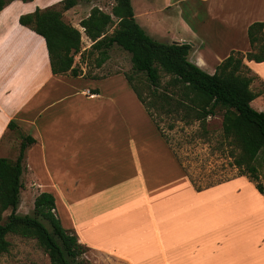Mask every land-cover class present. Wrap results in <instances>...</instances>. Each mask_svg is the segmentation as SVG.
<instances>
[{"label":"crops","instance_id":"crops-1","mask_svg":"<svg viewBox=\"0 0 264 264\" xmlns=\"http://www.w3.org/2000/svg\"><path fill=\"white\" fill-rule=\"evenodd\" d=\"M180 3L187 4L178 8L187 36L179 35L175 41L191 42V61L211 74L232 51H250L248 27L255 21L264 22V0H170L165 6ZM6 8L0 11V157L14 155L23 135L36 139L26 150L23 175L26 168L37 181V174L41 175V192L55 195L56 211L81 243L99 252L107 264H215L216 257L221 261L222 233L234 234V230L247 243L252 240L258 252L264 251V194L256 188L249 195L245 186L222 192L246 177L199 190L165 141L142 140L134 146L130 160L108 157L103 161L89 152L103 141L79 144L76 128L62 126L66 114L56 113L63 97L78 93L70 90L68 95L61 86L78 79L53 74L45 39L22 25L20 15L10 19ZM253 61L244 60L255 75L251 86L256 91L253 87L258 81L264 84V61L258 62L262 73L256 72ZM95 92L85 96L102 97L98 89ZM255 103L256 109L264 111V90ZM11 121L15 128L9 127ZM15 132L20 135L16 142L11 137ZM80 145L86 149L85 157L76 160ZM108 145L116 152L121 150L118 143ZM36 164L42 171H37ZM115 176L135 179L119 195L118 203H112L107 192ZM230 193L244 197L245 204L232 207L230 201L222 208L217 198ZM65 196L80 198L75 203L79 207L60 205L59 197ZM235 208L246 209V215L237 217ZM229 214L233 216L225 219ZM209 245L214 246L212 260L204 250Z\"/></svg>","mask_w":264,"mask_h":264},{"label":"rangeland","instance_id":"rangeland-1","mask_svg":"<svg viewBox=\"0 0 264 264\" xmlns=\"http://www.w3.org/2000/svg\"><path fill=\"white\" fill-rule=\"evenodd\" d=\"M4 1L7 2L6 13L10 19L30 13L37 7L41 9L54 8L62 12L66 22L82 32V53H78L75 57V63L80 67L81 74L77 77L72 76L78 79L77 83L71 82L69 86H61V90L68 95L69 92L67 91L70 90H75L78 93L71 98L70 96L63 97L56 107V113L60 111L61 115L66 114V124L62 123V126L76 128L79 144L96 140L103 141L89 150L90 153H95V159L103 161L108 157H115L130 160L134 146L141 144L142 140L159 143L165 141L194 188H208L235 177L244 176L247 181L245 179L239 180L237 185H233L231 188H223L222 192H232L236 188L245 186L244 189L248 190L247 194L250 195L253 189H256L255 182L246 175H242L245 170L240 169L235 164V156L239 155L241 150L231 141V138L224 135L222 110L218 111L216 115L208 117L205 124L202 125L200 121L195 119L186 122L185 112L181 110H162L153 105L150 110L160 126L159 130L155 121L146 113L145 106L138 100L125 77L126 73L134 75V83L141 86L142 94L149 102L150 91L146 84V77L142 73L134 71L131 54L122 47L114 45L109 49V58L100 67L97 65L99 53L91 49L94 42L85 34L80 22L90 14L93 7H99L110 13L115 5V0H76V4L68 9L65 8L66 0ZM168 1L170 0H132L139 24L150 35L163 42L175 41L179 35L187 36L184 21L180 19L178 9L182 5L187 7V4L180 3L177 7L171 5L170 8H167L165 5ZM184 20L186 21L185 17ZM115 27L116 24L110 26L107 33L111 34ZM251 63L256 72H263L260 63H256V61ZM170 78V75L161 71L160 90L166 88ZM253 88L257 92L263 91L264 84L258 81ZM96 89L101 92L102 97L92 99L85 96V94L94 93ZM173 96L176 97V95ZM254 107H257L256 103ZM64 111L66 112L63 113ZM11 137L14 142L20 139L18 132L13 133ZM109 143L120 144L121 147L118 148L121 150L116 152L109 147ZM81 146L77 150L76 160L85 157L86 149L81 148ZM14 151L15 154L10 157L11 160L16 159L19 147H15ZM69 156L68 153L66 159L70 160ZM255 163L261 176L260 181L264 184V156H260ZM35 166L38 172L42 171L38 164ZM40 176L37 174L39 179L37 181L33 178L29 168H26L22 177L24 188L21 191L19 213L34 212L35 198L41 192ZM132 180L135 179L131 178L125 181L115 176L107 191L110 195L109 200L112 203H118L119 195H123L130 188ZM58 192L62 194L59 190ZM65 192L67 191H64L63 194ZM76 199L80 200V198ZM76 199L68 196L59 197L58 203L60 205L64 203L63 205L67 208L72 207L74 209L79 207L75 204ZM217 199L220 200L219 204L222 208L228 207L230 201L232 207H241L245 204L244 197H234L232 194L231 196L222 195ZM223 210L226 212L228 209ZM232 210L239 218L245 216L247 211L242 208ZM9 213L10 210L4 212L5 218ZM56 214L59 216L58 210ZM229 216H233V214L227 215L225 219ZM59 217H61L64 225V218ZM241 220L246 222V219ZM44 221L48 224L46 220ZM222 236L224 237L221 238L222 250H216L221 261H218L219 258L216 257L217 262L215 264H264V251L258 252V246H253L252 240L247 243L239 237L235 230L234 234L222 233ZM7 238L11 242V248L8 253L0 255V264H51L48 254L38 245L36 239L25 238L16 234H9ZM213 247L209 245L204 248L205 253L208 254L206 258L209 260H212L213 257ZM228 257L234 259L228 260ZM83 258L85 259L84 264H107L102 255L90 247L87 248ZM210 263L213 264V261Z\"/></svg>","mask_w":264,"mask_h":264},{"label":"trees","instance_id":"trees-1","mask_svg":"<svg viewBox=\"0 0 264 264\" xmlns=\"http://www.w3.org/2000/svg\"><path fill=\"white\" fill-rule=\"evenodd\" d=\"M6 3L0 0V11ZM75 4L76 0H66L65 8ZM19 22L45 39L53 74L75 77L81 74L75 57L82 53V32L66 22L60 10L37 7L21 15ZM80 24L94 42L91 49L99 53V67L109 58V49L114 45L131 54L134 71L146 77L149 102L141 86L134 83V75L126 73L125 77L159 130L150 110L153 105L162 110H181L185 112L186 122L195 119L202 125L208 117L222 110L224 135L241 150L235 156V164L245 170L242 175L254 181L259 192L264 194V184L255 163L264 156V111L252 105L262 91L252 89L255 77L244 62L245 59L264 61V22L255 21L248 27L251 50L247 53L232 51L212 74L191 61V43L163 42L147 33L136 19L132 0H115L110 13L93 7ZM114 24V31L107 33ZM161 71L171 76L162 90ZM9 127L15 128V122L11 121ZM34 143L36 139L31 135H23L15 160L0 157V255L10 251L11 242L7 236L16 234L36 239L51 264H84L83 255L88 246L79 241L74 229L63 225L56 214V197L52 192L43 191L36 196L33 213L18 212L24 188L25 154ZM8 210L10 213L5 218L4 212Z\"/></svg>","mask_w":264,"mask_h":264},{"label":"built area","instance_id":"built-area-1","mask_svg":"<svg viewBox=\"0 0 264 264\" xmlns=\"http://www.w3.org/2000/svg\"><path fill=\"white\" fill-rule=\"evenodd\" d=\"M82 29H83V31H85V28L84 27H82Z\"/></svg>","mask_w":264,"mask_h":264}]
</instances>
